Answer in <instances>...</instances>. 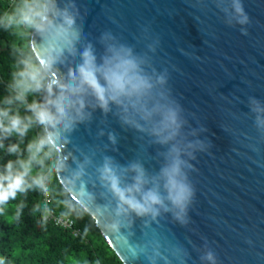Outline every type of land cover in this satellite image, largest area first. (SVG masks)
Returning <instances> with one entry per match:
<instances>
[{"label":"water","instance_id":"water-1","mask_svg":"<svg viewBox=\"0 0 264 264\" xmlns=\"http://www.w3.org/2000/svg\"><path fill=\"white\" fill-rule=\"evenodd\" d=\"M240 4L244 23L234 0H57L75 16L79 40L48 80L67 81L89 44L97 63L108 44L124 45L146 73L165 76L154 94L177 107L181 121L176 139L160 144L124 124L118 106L86 107L88 119L54 132L59 183L122 264H210L209 251L215 264H264V0ZM30 41L39 58L41 37L32 31ZM172 144L192 190L183 221L163 208L155 216L119 211L99 177L104 158L118 173L139 162L152 176ZM131 175L122 173V183Z\"/></svg>","mask_w":264,"mask_h":264},{"label":"clouds","instance_id":"clouds-1","mask_svg":"<svg viewBox=\"0 0 264 264\" xmlns=\"http://www.w3.org/2000/svg\"><path fill=\"white\" fill-rule=\"evenodd\" d=\"M234 9L240 17L239 22H246L247 16L240 0H234ZM0 28L32 30L42 41L41 56L33 57L31 63L26 58H20V67L13 73L8 86L10 95L0 96V150L9 155L18 154V143H3L7 137L15 135L23 138L33 124L45 130L43 136L25 146L26 158L7 160L0 166V209L29 189L38 191L44 197L49 195L51 173L59 171L63 164L57 157L49 175L45 176L41 153L50 158L53 153L59 152L55 130L71 131L77 122L88 119L90 113L86 107H99L106 113L110 105H116L124 124L148 132L157 143L168 144L176 139L181 127L178 109L171 103L161 102L153 91L156 85L165 83V76L161 74L153 78L146 73L142 67L144 61L133 55L129 47L108 44L102 62L97 63L89 44L80 52V63L74 72L69 71L67 81L47 79L62 53L71 51L79 40L75 16L67 8H59L57 0H18L11 12L0 14ZM103 39L112 38L105 35ZM31 47L32 42L29 41L30 50ZM41 90L46 93L43 101H28L30 93ZM160 95L162 97L163 94ZM88 97L92 100L89 101ZM14 103L23 106L28 114L21 116L18 111H12L9 106ZM258 123L264 124V121L258 120ZM115 139L109 133L112 143ZM45 149L48 151L45 152ZM180 153L181 149L172 144L165 154V164L152 176L139 162L130 163L122 170V173L132 174L128 183H122V173L117 172L111 158L105 157L98 170L99 177L115 198L119 211L155 216L163 208L183 221L192 190L186 183L182 170L185 162ZM34 167L37 171L32 175ZM22 207L23 204L17 206L16 219H19ZM33 211H40L43 221L50 214L47 205L42 209L37 205ZM69 212L61 213V217L67 220ZM203 258L215 264L212 252H207Z\"/></svg>","mask_w":264,"mask_h":264},{"label":"trees","instance_id":"trees-1","mask_svg":"<svg viewBox=\"0 0 264 264\" xmlns=\"http://www.w3.org/2000/svg\"><path fill=\"white\" fill-rule=\"evenodd\" d=\"M18 0H0V14L11 12ZM32 30L22 28H0V96L10 95L8 86L12 76L20 67V58L28 62L35 57L29 49ZM44 90L30 93L28 101L41 100ZM12 111H18L25 116L23 106L14 103L9 106ZM45 134V130L38 124H33L23 138L15 135L7 137L5 145L18 143L20 153L9 155L0 150V166L7 160L26 158L25 146L32 140ZM45 152L48 149L44 150ZM43 159V173L49 175V169L57 161V153L50 158ZM37 168H33L35 175ZM49 203L36 191L29 189L24 194H18L15 200H9L0 209V264H122L114 251L106 243L94 219L90 217L66 192L59 183L55 171L51 173L48 181ZM23 204L21 215L16 219L17 206ZM45 205L52 213L61 217V213L69 212L68 220L72 221V228L78 230L79 235L74 236L71 229L54 225L52 220L43 221L40 211L34 213V208ZM9 219V220H8Z\"/></svg>","mask_w":264,"mask_h":264},{"label":"built area","instance_id":"built-area-1","mask_svg":"<svg viewBox=\"0 0 264 264\" xmlns=\"http://www.w3.org/2000/svg\"><path fill=\"white\" fill-rule=\"evenodd\" d=\"M13 0H9V3H11ZM50 201V198L47 196V197H45V203H48ZM51 212H52V210H50ZM54 214V213H53ZM54 216H55V219H54V222H55V224L57 225V226H61V227H63V228H66V229H71L72 228V221H70V220H65V219H63L62 217H59V216H57V215H55L54 214ZM47 220H52L51 218H49V216L47 217ZM54 224V225H55ZM72 233H73V235L74 236H78L79 235V232H78V230H76V229H73L72 228Z\"/></svg>","mask_w":264,"mask_h":264},{"label":"rangeland","instance_id":"rangeland-1","mask_svg":"<svg viewBox=\"0 0 264 264\" xmlns=\"http://www.w3.org/2000/svg\"><path fill=\"white\" fill-rule=\"evenodd\" d=\"M41 196H43V195H41ZM44 197V196H43ZM42 201L45 203V197L42 199ZM50 202V201H49ZM48 202V203H49ZM51 210V209H50ZM49 216V218H51L52 219V222H53V224H55V222H54V219H55V216H54V214L50 211V214L48 215ZM9 220V219H8ZM47 221V220H46ZM56 225V224H55Z\"/></svg>","mask_w":264,"mask_h":264}]
</instances>
